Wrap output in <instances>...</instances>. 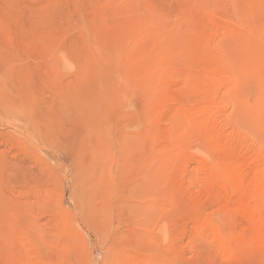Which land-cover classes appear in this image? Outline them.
<instances>
[{"label": "rangeland", "instance_id": "374dc122", "mask_svg": "<svg viewBox=\"0 0 264 264\" xmlns=\"http://www.w3.org/2000/svg\"><path fill=\"white\" fill-rule=\"evenodd\" d=\"M0 264H264V0H0Z\"/></svg>", "mask_w": 264, "mask_h": 264}]
</instances>
